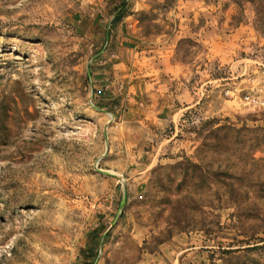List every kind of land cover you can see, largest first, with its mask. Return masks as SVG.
Wrapping results in <instances>:
<instances>
[{"label":"rangeland","instance_id":"rangeland-1","mask_svg":"<svg viewBox=\"0 0 264 264\" xmlns=\"http://www.w3.org/2000/svg\"><path fill=\"white\" fill-rule=\"evenodd\" d=\"M258 24L264 0H0V264H264Z\"/></svg>","mask_w":264,"mask_h":264},{"label":"trees","instance_id":"trees-1","mask_svg":"<svg viewBox=\"0 0 264 264\" xmlns=\"http://www.w3.org/2000/svg\"><path fill=\"white\" fill-rule=\"evenodd\" d=\"M260 1H263V0H260ZM125 4H124V8H125ZM123 11V8H122V10L114 17V19H113V22H115L116 20H119L121 17H122V12ZM257 30L258 31H260L263 35H264V25H261V24H258V26H257ZM254 149H257V148H253V149H251V152H250V154H252L253 155V153L252 152H254ZM251 161H253V162H256L255 161V158H253ZM235 202H237L238 204H241V203H246V202H242L241 200H238V199H235L234 200ZM192 203H194V202H192ZM194 210V208L192 207V211Z\"/></svg>","mask_w":264,"mask_h":264},{"label":"bare ground","instance_id":"bare-ground-1","mask_svg":"<svg viewBox=\"0 0 264 264\" xmlns=\"http://www.w3.org/2000/svg\"><path fill=\"white\" fill-rule=\"evenodd\" d=\"M20 148H21V147H20ZM37 157H38V156H37ZM44 157H45V156H44ZM39 158H40V157H39ZM30 167H31V166H30ZM32 168H33V167H32ZM43 181H44V179H43ZM45 186H46V183H43V185L39 186V188L37 189V192L41 191L42 189H45ZM37 187H38V186H37ZM26 190H27V189H26ZM26 190H25V191H26ZM20 193H21V192H20ZM22 193H24V191H23ZM26 193H28V190L26 191ZM40 197H42V196H40ZM43 205L45 206V204H40V207L43 206ZM44 206H43V207H44ZM41 209H42V208H41Z\"/></svg>","mask_w":264,"mask_h":264}]
</instances>
